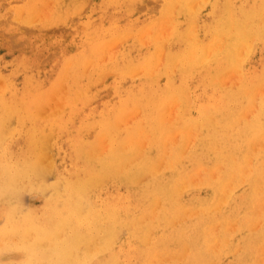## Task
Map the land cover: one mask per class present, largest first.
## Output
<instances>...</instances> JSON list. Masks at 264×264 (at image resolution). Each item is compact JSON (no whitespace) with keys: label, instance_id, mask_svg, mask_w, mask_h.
I'll return each instance as SVG.
<instances>
[{"label":"rangeland","instance_id":"374dc122","mask_svg":"<svg viewBox=\"0 0 264 264\" xmlns=\"http://www.w3.org/2000/svg\"><path fill=\"white\" fill-rule=\"evenodd\" d=\"M262 94L264 0H0V264H263Z\"/></svg>","mask_w":264,"mask_h":264},{"label":"bare ground","instance_id":"6f19581e","mask_svg":"<svg viewBox=\"0 0 264 264\" xmlns=\"http://www.w3.org/2000/svg\"><path fill=\"white\" fill-rule=\"evenodd\" d=\"M232 13V12H231ZM234 18V17H233ZM172 19V18H171ZM232 26H234L233 24H232ZM240 36L239 37H237L238 39H237V41H236V44H237V42L238 41H240V39H241V42H242V40L244 39L243 37H245V34L244 33H241V34H239ZM254 38V37H253ZM253 40V39H252ZM232 41V40H231ZM252 44V43H251ZM250 44V45H251ZM245 46H246V44H244ZM253 45V44H252ZM251 45V47H253ZM243 45H241V47H242ZM254 46H256V44H254ZM217 47V46H216ZM241 47H240V50H241ZM58 48V47H57ZM245 48V47H244ZM254 49V48H253ZM253 49L251 48V50L253 51ZM203 50H205V49H202V53H203ZM207 50V49H206ZM206 50L204 51V53L206 52ZM209 50V49H208ZM244 50V49H243ZM119 51V50H118ZM221 51H222V49H221ZM229 51V50H228ZM248 51V50H247ZM208 52V51H207ZM239 53H241L242 54V52L241 51H238ZM244 53V52H243ZM208 54H209V52H208ZM207 54V55H208ZM241 54H239V55H241ZM195 55H196V53H195ZM206 54H205V56H207ZM211 55V54H210ZM51 56V55H50ZM243 56V55H242ZM236 57H237V55H236ZM190 58H191V55H190ZM207 58V57H206ZM238 58V57H237ZM205 59V58H204ZM209 59V58H208ZM207 59V60H208ZM245 59V58H244ZM239 60V59H238ZM247 60V59H246ZM246 60H245V62H246ZM241 61V60H240ZM202 62H204V61H202ZM242 62V61H241ZM200 64V63H199ZM242 67H244V65L242 66ZM233 68V67H232ZM245 68V67H244ZM149 69V68H148ZM160 69V68H159ZM158 70V69H157ZM235 71H236V69H234ZM241 70H239L238 72H240ZM244 71V70H243ZM234 72V71H233ZM235 73V72H234ZM231 75V74H230ZM236 76V75H235ZM138 77V76H137ZM220 77V79L222 78V75L221 76H219ZM238 78V80H240L239 79V76H237ZM225 78V77H224ZM227 78V77H226ZM243 78V77H242ZM219 79V80H220ZM218 81V79H215V81ZM216 81V82H217ZM224 81V80H223ZM232 81V80H231ZM220 82H221V80H220ZM230 82V81H229ZM237 82V81H236ZM222 83V82H221ZM225 84V83H224ZM238 84H239V82H238ZM237 85V84H236ZM233 86V85H232ZM239 86V85H238ZM234 87V86H233ZM259 89V88H258ZM170 90H172V92H176V90H174V89H170ZM171 92V93H172ZM261 92V91H260ZM250 93V92H249ZM260 94V93H259ZM174 94H172V95H169V96H167V97H169V98H172V99H174V97H170V96H173ZM191 95V94H190ZM262 95H264V94H262ZM192 97V96H191ZM257 97H258V95H257ZM192 100V99H191ZM190 100V101H191ZM260 99H259V97H258V99L256 98V102L255 103H258L259 104V101ZM172 102V101H171ZM192 103V102H191ZM255 103H253V104H255ZM252 104V103H251ZM256 107H257V104L255 105ZM254 107V106H253ZM189 109V108H188ZM254 110H255V108H254ZM253 110V111H254ZM187 111V110H186ZM256 111V110H255ZM254 111V112H255ZM260 112H261V114H260V118L258 119V125H257V132H255L254 134L257 136V135H259V136H261L262 135V133L264 132V101H262L261 102V105H260V110H259ZM169 112V111H168ZM167 112V114L169 115V113ZM47 113V112H46ZM254 114V113H253ZM14 115V114H13ZM10 116V115H9ZM178 117V116H177ZM256 117V116H255ZM14 119V118H13ZM168 121H170V120H168ZM169 123H171V122H169ZM178 124V123H177ZM9 127V126H8ZM7 127V128H8ZM5 128V127H4ZM196 128H197V126H196ZM204 129V128H203ZM176 132H178V131H176ZM180 132V135H181V142H180V144H178V145H176L177 146V149H178V151H180L183 147L184 148H186L187 146H188V143L190 142V140L192 139V137H193V135H194V131L192 130V126H190V125H186V126H184L182 129H181V131H179ZM9 135H11V134H9ZM150 136H152V135H150ZM170 136H172L171 134H169V138H170ZM173 136H175V134L173 135ZM264 136V135H263ZM262 136V137H263ZM51 137V136H50ZM261 137V138H262ZM172 138V137H171ZM6 139V138H5ZM168 138L166 137V140H167ZM49 140V139H48ZM165 140V139H164ZM50 141V140H49ZM107 141V140H106ZM195 141V140H194ZM257 141V140H256ZM48 142V141H47ZM51 142V141H50ZM196 142V141H195ZM193 144V143H192ZM171 145V144H170ZM214 145H217L216 143H214ZM248 145H250V144H248ZM264 145V144H263ZM51 146V145H50ZM186 146V147H185ZM0 147H2V146H0ZM46 147H48V146H46ZM134 147V149L137 151V150H139L140 149V147H138L137 146V144L136 145H134L133 146ZM191 147V146H190ZM205 147H211V146H208V145H205ZM260 147V146H259ZM85 148V147H84ZM224 148H226V147H222V149H224ZM188 149V148H187ZM50 150V149H49ZM51 151V150H50ZM49 151V152H50ZM85 151H87V150H85ZM172 151V150H171ZM5 153V152H4ZM51 153V152H50ZM49 153V154H50ZM177 153V152H176ZM187 153V152H186ZM131 154L132 153H130V154H128V157H129V155L131 156ZM184 154V153H183ZM172 155V154H171ZM170 155V156H171ZM231 155L233 156V160H231V163H232V166L234 167V165L235 166H242V164H243V161H241V158H245V156H243V155H241L240 153H234L233 151H232V153H231ZM50 156V155H49ZM126 156V155H125ZM141 156H142V154H141ZM46 157V156H45ZM48 157V156H47ZM46 157V158H47ZM121 157H123L122 155H121ZM132 157V156H131ZM43 158V157H42ZM120 158V157H119ZM130 158V157H129ZM129 158H127V160L129 159ZM186 158V157H185ZM255 158V157H254ZM122 159V158H121ZM253 159V158H252ZM43 160H44V158H43ZM182 160V159H181ZM20 162V161H19ZM43 162V161H42ZM109 162V161H108ZM173 162V161H172ZM220 162H224L223 161V158H220L219 160H217V163H220ZM251 160H250V164H251ZM116 163L117 162H115V164L114 165H116ZM252 163H254V162H252ZM13 164V163H12ZM42 164V163H41ZM44 164V163H43ZM158 164L159 163H157L156 161H154L153 159H150V158H147V159H145V161H143V162H141V164H138V166L136 167V170L135 171H137L136 173H137V177H136V179L137 178H139L140 176H142V175H144V174H146V173H148V172H155L156 170H157V167H158ZM16 165H20V164H17L16 163ZM165 165V164H164ZM167 165V164H166ZM173 166V165H172ZM250 166V165H249ZM258 166V165H257ZM15 168V167H14ZM18 168V167H17ZM160 168V167H159ZM259 168V166L257 167V169ZM160 169H162V167L160 168ZM226 169V168H225ZM251 169V168H250ZM255 169V168H254ZM11 170H12V168H11ZM19 170V169H18ZM26 170V169H25ZM165 170V169H164ZM227 170H228V167H227ZM252 170V169H251ZM14 171V170H13ZM23 171V170H22ZM44 171V170H43ZM134 171V172H135ZM221 171V170H220ZM230 170H228V172H229ZM249 171V170H248ZM247 171V172H248ZM263 171V170H262ZM261 171V172H262ZM0 172H2V171H0ZM5 172H6V170H5ZM8 172V171H7ZM25 172V171H24ZM202 172V171H201ZM213 172V171H212ZM252 172H253V170H252ZM252 172H251V174H252ZM12 173V172H11ZM11 173H10V175H8L9 177L11 176ZM14 173V172H13ZM156 175L155 176H159L160 178H162L161 176V173H160V171L159 170H157L156 171ZM1 174V176L0 177H2V173H0ZM16 174H19V173H17V171H16ZM15 174V175H16ZM23 174V173H22ZM28 174V173H27ZM133 174H135V173H133ZM192 174V173H191ZM7 175V174H6ZM24 175V174H23ZM23 175H22V178H23ZM205 175V174H204ZM5 176V175H4ZM13 176H14V174H13ZM12 176V177H13ZM135 176V175H134ZM133 176V177H134ZM149 176V175H148ZM195 176H197V175H195ZM212 176V175H211ZM249 176V175H248ZM252 176V175H251ZM7 177V176H6ZM5 177V178H6ZM104 177H107V176H104ZM188 177H190V174L189 173H184V174H182L180 177H178V179H176V180H174L173 182H175V190L177 189H179L180 188V186L182 185V187H183V185H185L184 183H185V181H187V178ZM227 177V176H226ZM3 178V177H2ZM1 178V179H2ZM15 178H18V176L17 177H15ZM15 178H12L13 179V181H15L14 179ZM22 178H20V180L22 179ZM131 178H132V175H131ZM205 178V177H204ZM204 178H201V180H203L204 181ZM223 178V177H222ZM242 178V177H241ZM11 179V180H12ZM24 179V178H23ZM22 179V180H23ZM48 179V178H47ZM134 179H135V177H134ZM206 179V178H205ZM208 179V178H207ZM245 179H247V177L245 178ZM259 179V178H258ZM18 180H19V178H18ZM19 180V181H20ZM26 180V179H25ZM209 180V179H208ZM207 180V181H208ZM5 181V180H4ZM10 181V180H9ZM13 181H11V185H12V182ZM195 182H196V180H194ZM197 181H199V180H197ZM202 181V182H203ZM3 182V181H2ZM1 182V183H2ZM21 182V181H20ZM172 182V183H173ZM211 182V181H210ZM218 182H219V184L222 186L223 185V183H222V179H219L218 180ZM232 182H234V180L232 181ZM245 182V181H244ZM243 182V183H244ZM6 183V182H5ZM5 183H2V184H5ZM172 183L169 185V186H171L172 185ZM258 183V182H257ZM23 185H25L24 183H22ZM191 184V183H190ZM10 185V186H11ZM16 185V187L17 186H19V185H17V184H15ZM15 185L13 184L12 186H14L13 188L15 189ZM197 185V184H196ZM195 185V186H196ZM201 185V184H200ZM240 185V184H239ZM241 185H243V184H241ZM187 189H188V183H187ZM232 186H234V185H232ZM24 187V186H23ZM201 187V186H200ZM3 188V187H2ZM1 188V189H2ZM11 188V187H10ZM19 188H20V186H19ZM259 188V187H258ZM12 189V188H11ZM52 189V188H51ZM185 190H187L186 188H184ZM183 189V190H184ZM234 189V188H233ZM7 190V189H6ZM5 190V191H6ZM15 190H17V189H15ZM20 190V189H19ZM60 190V189H59ZM63 190V189H62ZM183 190H181V192H183ZM3 192H4V190H3ZM9 192V191H8ZM18 192V191H17ZM63 192V191H62ZM143 192V191H142ZM61 193V192H60ZM60 193H59V195H60ZM1 194V193H0ZM14 194V193H13ZM176 194H177V192H176ZM4 195H5V192H4ZM175 195V194H174ZM1 197H3L2 195H0ZM158 197V196H157ZM177 197V196H176ZM7 199V198H6ZM9 200V199H8ZM225 200H226V198H225ZM229 200V199H228ZM162 201V200H161ZM217 204V203H216ZM158 205V204H157ZM221 205H224V204H221ZM83 206H84V203H83ZM82 206V207H83ZM161 206V205H160ZM208 207V206H207ZM85 208V207H84ZM219 208V207H218ZM15 209V208H14ZM200 209V208H199ZM197 210V209H196ZM12 211V210H11ZM17 211V210H16ZM190 211V210H189ZM79 213V212H78ZM189 213V212H188ZM210 213V212H209ZM254 213H255V211H254ZM16 214V213H15ZM146 214V213H145ZM174 214H176V213H174ZM194 215V214H193ZM258 215V214H257ZM79 216V215H78ZM180 216V215H179ZM187 216H190V215H187ZM196 216V215H195ZM255 216V215H254ZM80 217V216H79ZM108 217H110V216H108ZM108 217H107V219H108ZM173 217V216H172ZM171 217V218H172ZM13 218V217H12ZM139 218V217H138ZM174 218V217H173ZM11 219V218H10ZM14 219V218H13ZM106 219V220H107ZM113 219V218H112ZM144 219V218H143ZM179 219V218H178ZM246 219V218H245ZM244 219V220H245ZM6 220V219H5ZM239 220V219H238ZM175 221V220H174ZM263 221V220H262ZM10 222V221H9ZM161 222V221H160ZM221 223V222H220ZM7 224H9V223H7ZM133 224V223H132ZM135 224V223H134ZM243 224V223H242ZM30 225V224H29ZM111 225H113V223L111 224ZM119 225V224H118ZM121 225V224H120ZM159 225V224H158ZM169 225H171V222L169 223ZM173 225V224H172ZM171 225V226H172ZM175 225V224H174ZM222 225V224H221ZM228 224H226V226H227ZM39 226H41V225H39ZM117 226V225H116ZM130 228H131V226H129ZM6 228V227H5ZM29 228V227H28ZM27 228V230H28V232H29V229ZM38 228V227H37ZM109 228V227H108ZM120 228H121V226H120ZM237 228V227H236ZM243 228V227H242ZM9 229V228H8ZM110 229V228H109ZM113 229V228H112ZM116 228L114 227V230H115ZM258 229V228H257ZM256 229V230H257ZM263 229V228H262ZM21 230V229H20ZM113 230V231H114ZM8 231V230H7ZM23 231V230H22ZM32 231V230H31ZM34 231V230H33ZM115 231H117V230H115ZM13 232V231H12ZM176 232V231H175ZM228 232V231H227ZM25 233H27V232H25ZM35 233V232H34ZM117 233V232H116ZM116 233L114 232V234H115V236H117L116 235ZM127 233V232H126ZM219 233H221V232H218V234ZM19 234H20V232H19ZM201 234V233H200ZM216 234V233H215ZM40 236V235H39ZM55 236V235H54ZM113 237V236H111L112 238H113V240H112V238H111V240L112 241H114V238H116V237ZM233 236V235H232ZM107 238V237H106ZM224 238H226L225 237V235H224ZM1 239V238H0ZM39 239V238H38ZM108 239V238H107ZM228 239V238H227ZM2 240V239H1ZM90 240H92V238L90 239ZM89 240V241H90ZM109 240V239H108ZM116 240V239H115ZM117 240H118V238H117ZM229 240V239H228ZM227 240V241H228ZM37 241V240H36ZM40 241V240H39ZM119 241V240H118ZM146 242H147V240H145ZM216 241V240H215ZM3 242V241H2ZM8 242H9V240H8ZM95 242V241H94ZM110 242V241H109ZM115 242V241H114ZM240 242V241H239ZM11 243V242H10ZM77 243V242H76ZM201 243V242H200ZM43 244V243H42ZM48 245V244H47ZM115 245V244H114ZM240 245V244H239ZM253 245V244H252ZM3 246H5V245H3ZM113 246V245H112ZM223 246V245H222ZM89 247H90V245H89ZM252 247V246H251ZM250 247V248H251ZM4 248H6V247H4ZM112 248V247H111ZM212 248V247H211ZM247 248V247H246ZM1 249V248H0ZM88 249V248H87ZM224 249H225V247H224ZM223 249V250H224ZM218 250V249H217ZM3 251H5V250H3ZM110 251V250H109ZM210 251V250H209ZM235 251V250H234ZM1 252V251H0ZM96 252V254H98V253H100V250L99 251H95ZM98 252V253H97ZM218 252V251H217ZM252 252V251H251ZM90 253V252H89ZM220 253V252H219ZM262 253V252H261ZM1 254V253H0ZM94 255H95V253H94ZM93 255V256H94ZM95 257V256H94ZM256 257H257V255H256ZM191 258V257H190ZM115 259V258H114ZM261 259H262V257H261ZM133 260V259H132ZM264 260V259H263ZM92 261V260H91ZM191 262V261H190ZM256 262V261H255ZM258 262H259V259H258ZM261 262H262V260H261ZM121 263V262H120ZM263 264H264V261L262 262ZM199 264V263H198Z\"/></svg>","mask_w":264,"mask_h":264}]
</instances>
